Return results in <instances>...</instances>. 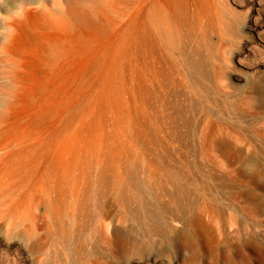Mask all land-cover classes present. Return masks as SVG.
I'll return each instance as SVG.
<instances>
[{"label":"rangeland","instance_id":"rangeland-1","mask_svg":"<svg viewBox=\"0 0 264 264\" xmlns=\"http://www.w3.org/2000/svg\"><path fill=\"white\" fill-rule=\"evenodd\" d=\"M51 1L0 27L17 61L0 81V264H264V17L253 31L250 0H187L140 41L136 0L73 18ZM111 168L125 194L97 181Z\"/></svg>","mask_w":264,"mask_h":264},{"label":"bare ground","instance_id":"bare-ground-1","mask_svg":"<svg viewBox=\"0 0 264 264\" xmlns=\"http://www.w3.org/2000/svg\"><path fill=\"white\" fill-rule=\"evenodd\" d=\"M88 1L89 0H53L51 1L52 7L50 8V10L52 9L55 12L52 13V10H51V12L47 11V13L49 15L56 16L55 13L57 12V13L62 14V16L60 17H63V15L66 14L67 16H70L71 18H73L76 12H79L80 10L87 8ZM195 2H196L197 10H201L200 8H202L203 4H207V3H204V0H195ZM249 2H250V6H249V12L247 15V20H246V26L249 29L255 31L262 27L261 19L264 17V12L263 13L260 12V2L259 1L250 0ZM31 3L37 5L36 8L40 10L44 7V5L42 4L43 3L42 0H0V22H3L1 21V19L4 18L2 17V14L6 13L9 15V17H5L7 20L4 25L0 23L1 24L0 27L3 28L4 30L3 31L4 33L2 32V30H0V33L2 32L3 34H5L4 36H7L9 38L13 37L15 35V29L13 27L14 23L18 22V23L23 24L25 22L23 18L24 17L23 13L25 12L26 5L31 4ZM186 4H187V0H136L135 9H134V15H135L134 19L136 20V24L138 25V35H139L140 41L143 40L144 37L146 36L153 37L154 35H156L155 34L156 29L158 28V26H161L162 23L164 22L169 23L171 20L174 21L179 16L181 9L183 10V8L186 7ZM204 6L207 8V5H204ZM48 7H50V5ZM113 10L114 9L112 7L108 6V7H101L100 9H97L96 12L99 14V16L107 19V17L109 18L110 15L113 13ZM38 12H42V11H38ZM116 17L118 19H121L123 15L121 13H118L116 14ZM2 35L0 34V37ZM7 41H9V39ZM7 45L8 44L4 43V41L0 42V81L5 82V83L11 80V77L14 74L16 67H17V61L9 54ZM98 171H97L98 174L97 173L95 174L101 175L102 178L98 176L97 181L102 180L101 183H103V181L107 182L106 185L111 184L110 186H112L113 189L121 188L120 186L123 184L122 181L125 180L123 179L124 177L123 175L128 174L126 172L121 171V169L119 170V168L118 169L111 168L108 171L107 170L105 171L98 170ZM85 172L86 171H84V173ZM84 176L86 177L87 175L84 174ZM124 186L126 185L124 184ZM113 189L111 190L113 191ZM122 189L124 188L122 187L119 190H122ZM125 191L127 192L128 190L126 189H124V191L122 190L123 193ZM119 192H117L116 194L117 197H118ZM122 192L121 194H123ZM129 192H131L130 189H129ZM132 197H133L132 199L135 198L134 196ZM124 198H125V195H124ZM124 198H123V202H126V199H130L131 197H129L128 195L126 196L125 199ZM116 200L119 201L120 199L119 200L116 199ZM120 202L121 201H119V203Z\"/></svg>","mask_w":264,"mask_h":264}]
</instances>
